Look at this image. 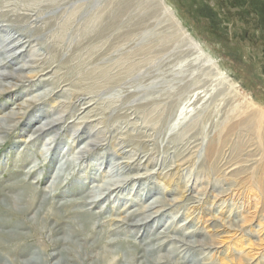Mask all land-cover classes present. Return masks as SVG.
<instances>
[{
	"label": "rangeland",
	"instance_id": "1",
	"mask_svg": "<svg viewBox=\"0 0 264 264\" xmlns=\"http://www.w3.org/2000/svg\"><path fill=\"white\" fill-rule=\"evenodd\" d=\"M0 27L35 40L33 48L44 54V68L49 67L43 73L53 74L48 87H58L57 96L64 89L60 99L70 105L76 97L89 101L96 121L89 130L101 133L100 147L81 156L88 139L77 136L87 131L71 108H52L53 96L36 108L60 112L53 136L37 138L35 121L24 128L34 110L0 134V216L19 221V209L32 200L29 214L55 212L70 218L80 212V199L92 186L108 181L122 186L129 177L168 172L185 158L179 176L168 179L170 187L162 176L152 175L129 182L120 193L106 192L103 201L91 206L94 230L108 232V241H125L120 247L111 243L105 256H122L119 248L131 252L128 244L173 225L182 234L193 233L186 239L205 238L214 245L212 251L179 249L176 255L193 257L196 264H264V0H0ZM5 34L0 33V41ZM33 51L24 52L21 60ZM4 61L1 56L0 65ZM13 103L0 98V112ZM116 146L123 147L125 161L138 158L140 169H119ZM146 156L153 161L147 167ZM61 161L73 166L58 177ZM194 184L202 201L193 209V201L187 205L179 196ZM6 198L19 203L8 208ZM155 198L180 201L142 227L117 222ZM213 220L220 229L209 238ZM30 227L22 230L36 238L38 232ZM42 236L48 245V234ZM176 245L167 241L159 255L173 259L167 253Z\"/></svg>",
	"mask_w": 264,
	"mask_h": 264
},
{
	"label": "bare ground",
	"instance_id": "2",
	"mask_svg": "<svg viewBox=\"0 0 264 264\" xmlns=\"http://www.w3.org/2000/svg\"><path fill=\"white\" fill-rule=\"evenodd\" d=\"M22 16L23 15H21V17ZM27 20L29 22L30 18L29 19L27 18ZM30 26H33V24H31ZM1 30H2V27H0V33L6 32V34L4 35L5 37L1 38V41H0V44H1L0 45V57L1 56L5 57L6 61H4V63L1 62L2 64L0 65V98H5L8 100L11 99L14 101V103L11 108L0 112L1 113L0 114V134H3L4 132H8L14 129L15 127H17L21 123L22 119L28 115V111L34 110L35 112L33 111L31 115L28 117L27 121H25L27 123L25 122L23 123L24 128H26L25 126L29 125V123H31L32 121H35V130L33 131V134L37 135V138H41L47 133H52V136H53V133L55 134L56 131H58L57 128H59L56 123H60L62 121L60 112L58 111V109L50 110V111H46V110L42 111L40 110L41 108H38V109L36 108L43 105L44 102H46V100L52 99V97L55 96L56 98H55L54 104L52 105V108L55 109L56 105L59 108V110L60 109L62 110V108H65V107L66 109L71 108V110L75 111V114H73L72 117L75 118L76 120H79L78 123H81V126H83V129L87 131L86 133H84L83 131L82 133H80V135L77 136L79 141L83 139H88V141L84 143L83 153H81V156H84V154L91 152L92 150L90 148H95L98 146L100 147L99 145L100 141L98 137L101 135V133L98 132V130H96V132H91L89 130V129H92L90 128L91 126L89 127V124L96 122L95 120H91L93 116H92L91 104H89L90 102L89 101L85 102L84 98L81 99V98L76 97L75 103L73 105H70L71 102H68L67 100H61L60 95L63 94L65 91H63L64 89L62 91L60 89L61 94L57 96L56 93L58 91L56 92V90L58 89V87L56 88L48 87V86H51L50 83H52L51 78L53 77V74H51V71L43 73L49 67L44 68V65L46 62L45 59L42 58L44 54L37 51L38 49L35 50L33 48L35 40H32L30 37L24 35L23 32L21 31L10 30L8 32L7 30H4V31H1ZM29 49L30 51L31 50H34V51L29 53V56H27L28 60L22 61L21 59L22 58L24 59L23 53L24 52L26 53V51ZM17 60H21V62L17 64L20 67H16L17 66L16 65L13 68ZM27 70L31 72V76L29 77L26 76V73H25V71ZM39 78H42V79L38 80ZM228 84H229V81H228ZM45 86H47L48 88L46 89L43 88ZM230 87L236 88L235 83L231 82ZM41 88L43 89L39 90ZM33 91H36V92L32 96ZM67 93L69 94V92ZM77 108L79 109L77 110ZM84 118H86V120L81 121V119H84ZM93 127H95V124L93 125ZM76 132H79V131L76 130ZM76 132L74 134H76ZM120 137H122V135ZM118 144L119 143H117V145ZM33 145L34 144H32V146ZM122 148L117 147L114 150L116 157H120L118 158L119 160L117 159L116 160L117 161L122 160V162L118 165V168L121 170L128 169V171L132 169H140L141 162H138L137 161L138 158H136L135 156L134 157L136 159L133 162H128V161H125L126 158H121L124 155L121 152ZM134 157H132V159ZM129 158L130 157H128V159ZM144 160H145L144 163L146 164V167L153 162V161L151 162L148 156H146V159L144 157ZM136 161L138 163H135ZM69 163L70 162L61 161L57 164L55 173L58 177H60V175L63 172H67L68 170L72 169L73 164L72 163L69 164ZM187 163H188V159L183 158L181 161L179 160V163L177 165H175L173 168H171V170H169L170 172L168 171L165 173L164 172L161 173L159 171V173L157 172L155 173L151 171V173L149 172L150 174L148 173L149 174L148 176H152V175L162 176L161 179L167 185V186L165 185L164 186L168 188L171 186L170 182H168L170 180L168 179H170L171 177L174 178V176H177L179 174L180 168L184 167ZM235 165L236 164L234 163V167ZM148 176L140 175L137 177H129L127 178V180L123 182L122 186L121 185H111L110 181H108L109 183L103 182L102 185L100 186H92V188H90L89 191L86 192V196L83 195L84 197L82 199H80L79 197V199L81 200L80 203L82 204L80 212L78 214L72 215L70 218H65L64 215H61V213L59 215L55 212L49 215H45V214L41 215L42 213H40V211L34 212L33 214L30 212L31 214H29L30 205L31 203H33L32 200L28 201L30 205L27 204L29 206H26L25 209L24 208L19 209V217H20L19 221H15V222H12V220L10 221L11 215L9 217V214H8V218L4 216L3 217L0 216V264H187V263L196 264L197 262L195 259H193V257L187 258V256L180 257L179 255H176L179 253V249L183 248L184 251L186 249V250H191V252L193 251L200 252L204 250L212 251L215 249L214 245L212 243L210 244V242L208 243V241L207 242L204 241L205 238L203 240L186 239V238H191L189 235H192L193 233L187 232L186 234H182L180 233V231H178L180 227L177 226V228H174L173 225L169 226L167 229L165 227L164 231H161L160 233L154 236L148 237L147 239H145V241H143L144 240L143 239L137 242L134 240L135 238L132 237V239L135 241L134 244L132 245L128 244V246H131V249H132L131 252L130 251L126 252V250L119 248V251L120 252L122 251L121 253L123 254L122 256H118L117 258H112V259H108V257L105 256V251H106L105 249L109 247L111 243H118L120 247V246L125 245V241L117 238L121 230L114 233L117 236L116 237L117 239L115 240L111 239V241H108L109 239L108 232H104L103 234L102 232L99 233L94 230V224H95L94 220L96 217L92 212H90V209H92L91 206H96V204L103 201L108 195L106 194V192L109 191L113 193L116 191L117 193H120L121 190H124L123 188H126V185L129 182L141 181L142 179H145ZM187 187L188 186L184 187L179 197L180 199H182L181 202L184 201V203L193 201L189 203L190 204L189 207L194 209L196 206H194L193 204L195 203L197 205H200L202 199L199 198L200 196L199 194H196L195 184L191 185L190 188H187ZM168 192H171V191L169 190ZM221 193L222 191H220V194ZM175 201L176 200L167 201L164 198H161V199L155 198L154 200H151L150 202H147L144 205H142L141 203V205H137L138 206L137 209H131L127 211L125 215L117 222L121 223L122 226L130 227V229L142 227L143 225H147L148 223L159 219L162 216L160 214L164 213L167 209H169V207L171 208L173 205H175V203H178L180 200L178 202H175ZM4 202H5V204H3L4 206L13 209L12 207L15 204H17V202L19 203V200L18 198L17 199L6 198ZM52 208L53 207H51V209ZM200 209L201 208H199L198 210ZM73 210L75 211L77 209H73ZM11 218L13 219V217ZM218 223L220 222H218L217 220H213L209 224L208 231L206 232L208 233V236L206 237L210 238V237L216 236V233H217L216 230L219 228ZM26 224L31 226L30 228L33 232H38V236L36 238L30 237L31 235L29 236V233H24L23 226ZM182 225L184 224L182 223ZM230 225H232V223ZM44 232L48 234V239H49L48 245L51 246L50 247L51 249L49 251H51L52 253H47L46 251L48 245L43 239L45 237L42 236ZM178 234L183 235V237H179ZM162 239L166 240V242L172 241L173 243L177 244L176 246L171 247L168 250L169 253L167 254H171V258L173 259L178 257L177 259L178 262L176 261L173 262L172 261L173 259H169L168 256L159 255V252L162 251L161 248L163 247V244L166 243L163 241L160 242V240ZM195 249H198V250L195 251ZM96 251H98L99 253L97 255H94V252ZM202 255H204V253H202Z\"/></svg>",
	"mask_w": 264,
	"mask_h": 264
}]
</instances>
